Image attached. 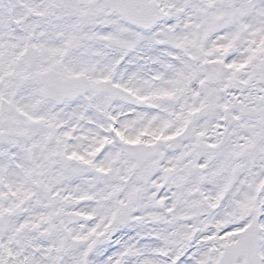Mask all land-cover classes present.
Listing matches in <instances>:
<instances>
[{
  "label": "snow or ice",
  "instance_id": "6c2138e0",
  "mask_svg": "<svg viewBox=\"0 0 264 264\" xmlns=\"http://www.w3.org/2000/svg\"><path fill=\"white\" fill-rule=\"evenodd\" d=\"M0 264H264V0H0Z\"/></svg>",
  "mask_w": 264,
  "mask_h": 264
}]
</instances>
